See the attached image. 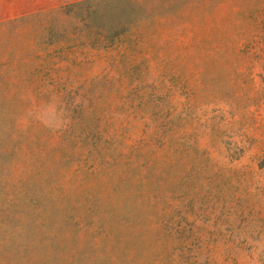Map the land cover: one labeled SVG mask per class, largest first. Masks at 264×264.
I'll list each match as a JSON object with an SVG mask.
<instances>
[{
	"label": "rangeland",
	"instance_id": "rangeland-1",
	"mask_svg": "<svg viewBox=\"0 0 264 264\" xmlns=\"http://www.w3.org/2000/svg\"><path fill=\"white\" fill-rule=\"evenodd\" d=\"M0 264H264V0H0Z\"/></svg>",
	"mask_w": 264,
	"mask_h": 264
},
{
	"label": "clouds",
	"instance_id": "clouds-1",
	"mask_svg": "<svg viewBox=\"0 0 264 264\" xmlns=\"http://www.w3.org/2000/svg\"><path fill=\"white\" fill-rule=\"evenodd\" d=\"M53 130H55V129H53Z\"/></svg>",
	"mask_w": 264,
	"mask_h": 264
}]
</instances>
